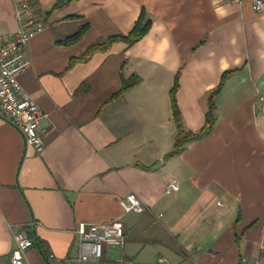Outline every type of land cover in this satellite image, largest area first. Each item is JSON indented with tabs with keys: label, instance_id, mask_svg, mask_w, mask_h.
<instances>
[{
	"label": "crops",
	"instance_id": "0c3cea01",
	"mask_svg": "<svg viewBox=\"0 0 264 264\" xmlns=\"http://www.w3.org/2000/svg\"><path fill=\"white\" fill-rule=\"evenodd\" d=\"M24 1L45 25L28 46L31 67L20 82L40 107L46 145L27 146L0 115V264H10L18 232L50 255L35 244L31 264H77L80 224L121 219L127 230L131 213L121 200L130 194L145 212L166 203L178 234L205 242L196 264L263 254L264 13L249 0H78L52 13L58 0H0V37L18 32ZM143 9L153 25L140 42H117L71 65L96 41L128 35ZM86 24L81 41L62 44ZM179 71L178 104L194 132L205 124L210 92L233 73L216 99L214 130L168 157ZM134 74L142 82L107 104ZM169 178L180 185L170 195ZM117 254L109 250L107 263Z\"/></svg>",
	"mask_w": 264,
	"mask_h": 264
},
{
	"label": "built area",
	"instance_id": "2783aa9c",
	"mask_svg": "<svg viewBox=\"0 0 264 264\" xmlns=\"http://www.w3.org/2000/svg\"><path fill=\"white\" fill-rule=\"evenodd\" d=\"M257 13H264V0H249ZM19 29L13 36L0 37V115L16 128L25 138L27 146L42 152L46 141L45 129H42L43 115L36 99L30 95L20 82V76L31 67L27 56L30 42L45 30V25L38 17L34 5L24 1L17 12ZM262 112L264 114V96ZM180 190L178 181L169 178L166 194ZM126 214H141L145 206L135 194L121 200ZM79 254L77 264H127L124 257L126 247L125 226L121 219L109 223L80 224ZM16 248L10 258V264H31L28 252L35 245L34 240L26 232L14 234ZM116 249L121 252L118 260L107 263V252ZM158 264H169L165 257L158 259ZM240 264H264V254L257 257H243Z\"/></svg>",
	"mask_w": 264,
	"mask_h": 264
},
{
	"label": "trees",
	"instance_id": "16d2710c",
	"mask_svg": "<svg viewBox=\"0 0 264 264\" xmlns=\"http://www.w3.org/2000/svg\"><path fill=\"white\" fill-rule=\"evenodd\" d=\"M78 0H58L54 5L51 13L59 8H61L65 4H70L77 2ZM153 25V20L150 19L146 13V10L143 9V12L139 19L137 20L133 30L128 35H118L112 36L106 39H101L91 44L87 50L80 55L79 57L73 58L71 61V65L81 62L87 61L91 58V56L98 51H108L110 48L117 42H124L128 47L134 46L136 43L140 42L151 30ZM89 24H86L81 27V29L74 35L68 37L65 41L62 42L64 45H73L81 41L84 35L89 31ZM180 73L179 71L175 78V84L170 92L172 108H173V116L174 121L177 125L178 134L175 141L174 149L167 155L168 157H174L182 154L188 147L189 144L193 142H197L205 137H207L215 128L217 123V103L216 99L219 94L222 92L225 82L230 74L233 72L225 73L221 84L210 92L209 94V108L206 113V120L204 126L199 131H188L186 130L182 112L178 104V91L180 89ZM142 82V77L139 75H132L128 79H123L121 89L111 96L109 104L111 101L118 99L120 97H124L131 89L136 87L138 84ZM30 237L34 240V243H37V240L30 235ZM237 242H239V238H237ZM40 246V245H39ZM44 257L47 261L50 260V255L40 246ZM50 262V261H49Z\"/></svg>",
	"mask_w": 264,
	"mask_h": 264
},
{
	"label": "rangeland",
	"instance_id": "374dc122",
	"mask_svg": "<svg viewBox=\"0 0 264 264\" xmlns=\"http://www.w3.org/2000/svg\"><path fill=\"white\" fill-rule=\"evenodd\" d=\"M165 209L166 203L154 213H131L125 218L126 229L130 231L127 233L125 230V250L129 257L127 264H155L160 256L167 258L169 264H196V260L204 254L205 251L199 249L197 244L205 242L195 239V236L185 239L184 234H178L181 225L176 227L174 214L169 215ZM162 213L164 216L160 215ZM113 259L118 260L119 254Z\"/></svg>",
	"mask_w": 264,
	"mask_h": 264
}]
</instances>
